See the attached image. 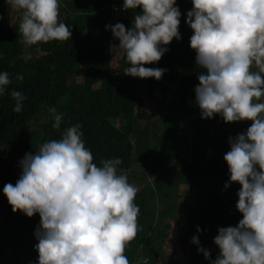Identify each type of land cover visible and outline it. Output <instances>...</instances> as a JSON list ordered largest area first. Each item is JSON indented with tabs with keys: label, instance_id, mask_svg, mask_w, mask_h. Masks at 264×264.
<instances>
[{
	"label": "trees",
	"instance_id": "obj_1",
	"mask_svg": "<svg viewBox=\"0 0 264 264\" xmlns=\"http://www.w3.org/2000/svg\"><path fill=\"white\" fill-rule=\"evenodd\" d=\"M112 2L60 0L59 19L69 26L71 39L26 45L19 33L23 10L17 9L14 20L12 6L0 0V72L12 81L0 95V264H39L34 246L41 217L13 212L3 188L20 178L26 153L62 139L76 124L82 125V139L98 167L102 160L120 158L118 175L126 174L134 186L136 175L146 180L135 198L140 231L125 253L130 264L162 259L163 264H211L220 253L214 243L219 228L237 226L243 218L236 207L242 186L232 182L225 188L230 171L224 156L231 149L229 137L246 132L252 121L228 123L219 114L202 118L195 87L205 70L196 64L190 46L194 32L186 22L192 0H177L181 39L161 45L168 51L160 61L144 65L166 69L160 80L124 74L131 65L123 50L111 51L119 39L105 26L123 23L130 29L140 9L116 12ZM12 90L27 97L19 113L13 112ZM52 107L63 116L59 129L53 127ZM34 120L38 124L31 128ZM185 150L188 155L175 160ZM138 164L142 170L134 173ZM182 187L184 209L178 213ZM171 197L172 205L162 203Z\"/></svg>",
	"mask_w": 264,
	"mask_h": 264
},
{
	"label": "clouds",
	"instance_id": "obj_2",
	"mask_svg": "<svg viewBox=\"0 0 264 264\" xmlns=\"http://www.w3.org/2000/svg\"><path fill=\"white\" fill-rule=\"evenodd\" d=\"M23 10L19 33L26 45L68 40L72 32L60 22V0H5ZM187 24L193 29L190 46L198 75L195 100L202 118L222 116L225 122L250 120L246 132L229 137L224 159L230 183H239L236 207L243 218L237 226L221 227L214 243L220 253L211 264H264V0H192ZM123 8L140 9L129 29L123 23L106 25L123 50L125 75L160 80L166 69L145 67L159 62L179 32L181 11L177 0H124ZM253 68L257 71H253ZM23 80V75L17 77ZM12 83L8 72H0V95ZM13 112L22 111L27 99L12 90ZM55 129L63 119L56 108ZM82 125L65 130L62 139L43 143L34 154L19 162L22 168L15 185L3 192L13 212L28 217L39 213L35 231L39 264H130L125 255L140 231V209L135 203L138 189L126 174H117L120 158L94 162L82 139ZM197 231L202 229L197 226ZM192 243L199 245L198 236ZM206 259L211 253L203 247ZM146 264V262H144Z\"/></svg>",
	"mask_w": 264,
	"mask_h": 264
},
{
	"label": "rangeland",
	"instance_id": "obj_3",
	"mask_svg": "<svg viewBox=\"0 0 264 264\" xmlns=\"http://www.w3.org/2000/svg\"><path fill=\"white\" fill-rule=\"evenodd\" d=\"M13 8V15H14V20L16 19V12H17V9L16 8H14V7H12ZM37 122L34 120V122H31L30 123V127L31 128H34V127H36L37 126ZM188 153H189V151H187V150H185L184 152H183V156H181L180 158H178V159H175V160H179V159H182L183 160V158H185V156H187L188 155ZM174 163H176V161H174L173 162V164ZM141 170H142V167L138 164V165H135V166H133V172L134 173H139V172H141ZM135 179H133V181H134V183L136 184V188L138 189L139 187H141V186H143V185H145L146 184V180L144 179V177H142L141 178V176H135L134 177ZM141 179V181L139 182L137 179ZM150 180H154V179H150ZM149 181V180H148ZM177 191H179V193H180V199H179V203H178V206L182 203V201H183V199H184V197L183 196H185V194H186V188H184V187H182L181 189H179V190H177ZM159 195H160V191H159ZM156 197H158V194L156 195ZM173 197H171V198H169V200L168 201H162V203L164 204V205H166V206H170V205H172V203H173ZM183 209H184V207H181V209H180V206L178 207V209H177V212L178 213H180V211H183ZM186 213V212H185ZM166 254H168V251H166ZM164 259H162V262L161 263H159V264H163L164 263Z\"/></svg>",
	"mask_w": 264,
	"mask_h": 264
},
{
	"label": "built area",
	"instance_id": "obj_4",
	"mask_svg": "<svg viewBox=\"0 0 264 264\" xmlns=\"http://www.w3.org/2000/svg\"><path fill=\"white\" fill-rule=\"evenodd\" d=\"M123 4H124V0H113L111 7L116 12L126 13L129 9L125 10L123 8ZM144 261H147V259H145Z\"/></svg>",
	"mask_w": 264,
	"mask_h": 264
}]
</instances>
